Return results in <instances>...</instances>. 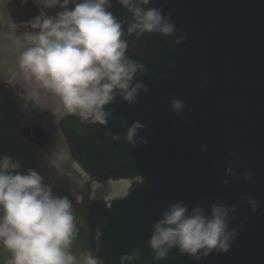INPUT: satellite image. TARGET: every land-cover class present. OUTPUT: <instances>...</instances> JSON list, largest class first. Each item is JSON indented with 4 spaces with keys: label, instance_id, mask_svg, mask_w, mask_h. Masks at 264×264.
<instances>
[{
    "label": "water",
    "instance_id": "1",
    "mask_svg": "<svg viewBox=\"0 0 264 264\" xmlns=\"http://www.w3.org/2000/svg\"><path fill=\"white\" fill-rule=\"evenodd\" d=\"M110 2L109 11L122 23L123 37L130 47L125 58L144 65L143 70H137L133 85L145 78L156 80L145 84L147 98L137 93L151 110L150 124L142 123L149 145L138 146L136 157L126 160V165L133 166V175L144 179L143 187L136 188L116 207L87 208L89 216L101 220L102 226L101 249L94 253L95 259L99 264H121L122 257L138 252V260H125L124 264H264V232L255 230L264 209V81L244 83V87L252 90L242 95H248V99L230 102L236 106L235 114L227 109L221 115L225 110L220 109L219 100L214 102L212 117L221 115V121L217 123L219 134L212 149L198 146L195 129L204 122V117L191 131L187 125L191 120L186 119L189 112L195 115L197 103L204 97L202 91L193 96L190 91V87L198 90L201 86L200 65L213 61V66L219 69H239L235 75L241 73L246 81L261 76L264 80V74H257L258 70H264V0H150L141 7L161 9L175 22L176 30L169 36L144 33L139 38L127 33L133 22L131 13L118 0ZM177 40L180 42L176 43ZM201 76L205 79V75ZM206 76L215 77L212 72ZM163 78L181 80L173 86L165 81L166 87L158 88L156 81ZM174 99L184 102L181 109L172 108ZM123 100L117 93L104 106V111L111 113L105 124L98 122L81 134L70 127L79 142L74 155L91 167L90 173L105 170L113 174L106 167H115L116 158H125L122 147L128 132L126 121L115 114ZM181 114L183 117L179 119ZM152 121L158 127L156 132ZM232 139L246 151L241 170L235 172L232 158L236 146ZM188 144L192 146V158L184 161L183 167L199 170V166L206 167L203 164L206 159L210 161L207 170L202 168L192 182H183L191 184L190 198L185 201L176 185L179 175L175 174V165L180 151ZM249 199L256 201L255 212ZM178 202L187 207L189 214L199 209L208 217L214 205L228 208V231L235 230L229 251H213L196 260L173 248L166 259L155 261L147 246L154 225L169 206ZM75 218L81 226L78 217Z\"/></svg>",
    "mask_w": 264,
    "mask_h": 264
},
{
    "label": "clouds",
    "instance_id": "2",
    "mask_svg": "<svg viewBox=\"0 0 264 264\" xmlns=\"http://www.w3.org/2000/svg\"><path fill=\"white\" fill-rule=\"evenodd\" d=\"M42 3L47 8L60 5L64 10L54 17H35L26 22L40 31L34 46L22 51L19 57L25 78L58 96L68 113H78L85 120L91 117L100 124H105L106 117L111 115L104 111V106L117 93L130 104L135 103L138 91L146 88L141 83L133 85L132 81L144 65L125 58L122 23L109 11L110 0ZM69 3L74 7L67 8ZM118 3L132 15L128 34L137 38L144 33L169 36L176 30L175 22L161 9L141 7L150 0ZM183 103L174 99L171 106L179 110ZM141 127L133 123L128 129L129 143ZM19 167L11 157H0V243L12 253L11 264H74V257L65 251L76 235L69 200L54 196L37 171L29 169L23 174L15 171ZM248 202L255 212L256 201ZM229 211L214 205L208 217L199 209L189 214L182 202L169 206L154 225L148 241L154 260L166 259L173 248L196 260L213 251L226 253L235 238V230L228 231ZM139 258V253L134 252L122 257L121 264ZM87 264L99 262L88 257Z\"/></svg>",
    "mask_w": 264,
    "mask_h": 264
},
{
    "label": "rangeland",
    "instance_id": "3",
    "mask_svg": "<svg viewBox=\"0 0 264 264\" xmlns=\"http://www.w3.org/2000/svg\"><path fill=\"white\" fill-rule=\"evenodd\" d=\"M36 2H41L42 0H35ZM6 2V0H0V9L1 6L3 7L4 3ZM5 23L4 20L1 21V27L3 29ZM26 46V44H24L23 42H20L15 48L17 49V51H20L22 49H24V47ZM32 95V93L30 94ZM3 95H0V97ZM45 103L48 102V99L45 98ZM11 119V118H10ZM21 123L18 121H3L0 122V129L4 130V134L3 135L5 138L10 135L13 136L11 134V129H15L16 127H18ZM53 136H57V134L53 133ZM14 137V136H13ZM5 138H2V141L0 142V155L2 157V155H7V156H11L12 161H26V160H30L32 161V163L36 162V160L39 162V164H41L42 166V170L43 171H48V161L49 158L51 157V152L49 151V149H45L44 151H42L41 154L37 155L36 153V149L32 148V146H28L26 145L25 147L28 148V151H26V154H23V152L20 150L21 149V145L18 141H16V139L14 140L15 143H13L12 141H9L7 143L3 142V140ZM54 146H56L55 144H53ZM6 147V148H3ZM50 147V146H49ZM56 155H53V158L56 159ZM62 157H64L62 154L60 155V157L57 158V160L55 161L54 164H52V168L54 171H58L59 167H60V163L62 165V167L65 165L66 161L62 160ZM36 159V160H35ZM60 162V163H59ZM20 165V167L18 169H16L15 171L18 172H22V168L26 167L24 162L18 163ZM33 165V164H32ZM67 169V173L69 172V177H72V186H71V190L75 191L76 189H79L84 183H86L88 180L87 177L83 174L81 175V172L79 170H76L75 167H72ZM52 171V170H50ZM27 172L23 173L26 174ZM54 172H50L49 174H51V176L53 175ZM42 181H46L47 183H44L45 186L49 187L51 190L57 188L58 186H65L63 184V182H59L58 179H53L52 181V177L50 178H45L42 179ZM74 181V182H73ZM92 197L99 199V200H109L110 198L114 197V196H118L120 194H123L127 191L128 187H129V182L127 181H123V182H119V183H112V182H104L101 183V185L99 184H92ZM70 188V187H69ZM0 255V263L3 259L4 261H11L10 260V256H9V252H5L3 253V256ZM3 262L1 264H3Z\"/></svg>",
    "mask_w": 264,
    "mask_h": 264
},
{
    "label": "flooded vegetation",
    "instance_id": "4",
    "mask_svg": "<svg viewBox=\"0 0 264 264\" xmlns=\"http://www.w3.org/2000/svg\"><path fill=\"white\" fill-rule=\"evenodd\" d=\"M30 111L32 112L31 117L28 120H37V121H52L57 118V112L59 109H55L50 105H39L35 106L34 103L30 104ZM65 112L63 110L59 111V116L63 115ZM30 134L31 132L28 131ZM25 140L30 141L31 138L27 137Z\"/></svg>",
    "mask_w": 264,
    "mask_h": 264
}]
</instances>
